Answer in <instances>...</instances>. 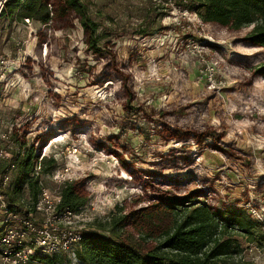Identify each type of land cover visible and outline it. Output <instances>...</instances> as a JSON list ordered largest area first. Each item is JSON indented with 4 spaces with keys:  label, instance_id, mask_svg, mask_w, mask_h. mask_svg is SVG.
Segmentation results:
<instances>
[{
    "label": "rangeland",
    "instance_id": "rangeland-1",
    "mask_svg": "<svg viewBox=\"0 0 264 264\" xmlns=\"http://www.w3.org/2000/svg\"><path fill=\"white\" fill-rule=\"evenodd\" d=\"M88 1L98 50L72 11L47 23L0 14L5 148L18 151L16 135L57 157L89 198L71 225L87 229L119 206L124 235L143 249L155 238L140 232L171 224L165 196L197 190L211 207L264 218V75L253 72L264 46L244 40L250 26L204 21L172 0ZM238 239L242 259L264 264V247Z\"/></svg>",
    "mask_w": 264,
    "mask_h": 264
},
{
    "label": "trees",
    "instance_id": "trees-1",
    "mask_svg": "<svg viewBox=\"0 0 264 264\" xmlns=\"http://www.w3.org/2000/svg\"><path fill=\"white\" fill-rule=\"evenodd\" d=\"M172 1L181 8L194 11L204 21L234 30L250 26L243 36L244 40L264 46V0ZM163 4L155 5L151 13L163 7ZM88 6V0H60L58 7L52 6L49 0H5L0 14L4 16L11 13L18 18L26 17L47 23L58 12L64 16L72 11L86 31L87 47L98 50V23L90 16ZM147 18L150 19V15ZM253 72L264 75V60L253 67ZM137 113L138 107H128L127 115ZM12 136L19 144V149L12 158L0 159V168L11 162L15 164L3 193L9 208L24 216L33 207L40 189L38 177L30 175L37 154L33 146L27 147L16 135ZM208 138H216L215 132L209 131ZM56 165L53 156L42 157L44 173L50 172ZM199 196L197 190H189L181 196H165L163 206L171 214V224L161 227L157 234L140 232L142 239L149 236L155 238V244L146 249L132 241L130 236L124 235L129 213H122L121 207L118 206V212H111L105 219H94L89 228L80 230V238L76 243L79 264H255L242 259L238 237H244L248 242L255 241L258 246L264 247L262 222L247 215L243 209L211 207ZM88 201V196L76 190L74 182H67L61 187L58 209L76 213ZM152 226L158 227L155 224ZM28 262L71 264L65 252L49 255L40 254L37 250L29 255Z\"/></svg>",
    "mask_w": 264,
    "mask_h": 264
},
{
    "label": "built area",
    "instance_id": "built-area-1",
    "mask_svg": "<svg viewBox=\"0 0 264 264\" xmlns=\"http://www.w3.org/2000/svg\"><path fill=\"white\" fill-rule=\"evenodd\" d=\"M4 1H0V5ZM182 10L187 11L185 8ZM9 141L10 135L0 131V159L13 157V147L5 148ZM42 157L41 154L33 159L30 175L38 177L40 189L33 207L24 216L9 208L3 193L15 164L11 162L0 168V264H28L29 255L35 250L49 255L65 252L71 264H79L76 243L80 238V230L71 225V219L78 217L84 207L76 213L58 209L61 187L67 182H73V172L70 167L58 164L57 157L53 155L57 165L50 172L44 173ZM46 178L51 180L52 187L45 184ZM252 212L255 213L253 209ZM255 215L264 225V218Z\"/></svg>",
    "mask_w": 264,
    "mask_h": 264
},
{
    "label": "bare ground",
    "instance_id": "bare-ground-1",
    "mask_svg": "<svg viewBox=\"0 0 264 264\" xmlns=\"http://www.w3.org/2000/svg\"><path fill=\"white\" fill-rule=\"evenodd\" d=\"M60 139H62V136L59 135V136L55 137L54 139H52L51 143L58 142Z\"/></svg>",
    "mask_w": 264,
    "mask_h": 264
}]
</instances>
